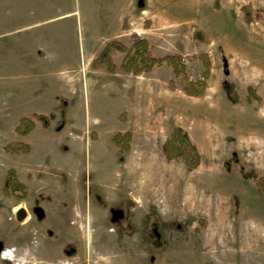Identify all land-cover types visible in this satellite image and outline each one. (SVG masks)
I'll return each instance as SVG.
<instances>
[{
	"label": "rangeland",
	"instance_id": "1",
	"mask_svg": "<svg viewBox=\"0 0 264 264\" xmlns=\"http://www.w3.org/2000/svg\"><path fill=\"white\" fill-rule=\"evenodd\" d=\"M129 1L0 0V47L2 44L10 47V56L6 57L12 64L18 40L39 34L44 38L48 32H55V28L68 26L64 41L68 40L72 53L80 56L83 62V55L97 40L105 44L115 40L129 47L137 36L148 41L156 57L166 54L180 56L191 80L201 78L205 69L201 56H207L210 70L202 98L192 99L185 95L182 91L184 81L173 77L169 69L162 66L152 78L156 86L153 91L155 119L133 123L138 130L136 151H141L146 140L151 142L152 148L153 143L158 144V138L155 137L157 140L153 142L154 138L149 137L151 134L146 129L151 133V130L160 128L161 120L164 127L177 123L176 127H180L196 147L199 164L202 163L201 171L195 175L180 174L177 183L169 182L165 187L162 183L151 182L153 176L147 172L150 180L146 184L150 182V186L145 190L123 181L115 190L113 199L119 197L122 200L119 218L126 222L124 227L127 230L131 229L130 234L119 227L117 229V225L114 222L112 225L108 219L102 226L92 216L91 224L97 230L84 221V235L78 245L73 236L69 235V239L60 237L46 227L58 225L55 221L58 214L53 212L58 205L53 202L45 204L42 208L47 212H37L32 221L38 223L49 238L35 235L29 228H19L18 222H10L6 217L0 227V243L3 248H15V258L10 264H22L18 245L28 244L38 257L53 261L55 253H59L66 242L77 244V254L81 252L80 255L88 261L98 251L95 264H150V255H154V264H264V195L254 182L243 180L237 168L227 173L221 167V162L235 152L246 167L264 175V0H134L137 9H131V20L126 18L131 24L127 20L120 32L108 37L117 27L118 16L129 11ZM65 13L69 15L60 17ZM34 23H38L34 30H19ZM195 34H201L202 39L195 38ZM122 57L120 53H111L116 66ZM1 59L0 56V65ZM99 68L88 72L98 80L96 83H105L106 88L118 83L119 74L112 75L103 67ZM143 79L138 76L139 84L145 82ZM223 80L235 85L242 100L240 104L232 105L225 99L221 90ZM249 86L261 97L260 103L245 102ZM108 90L112 94L113 90ZM139 100L146 101L145 93ZM109 102L106 98L97 107L95 97L91 95L86 101L87 116L91 119L97 117L99 127L110 124L104 119L103 107L110 109L109 118L119 111L116 107L119 103L115 106ZM83 116L84 109L78 102H73L69 110L71 121L74 124L82 122ZM126 118L124 111L117 116L120 122H125ZM210 119H216V122L206 124ZM90 125L86 136L91 141L99 139L95 126ZM99 132L103 137L104 133ZM144 135L148 137L145 142L142 140ZM75 152V155L69 153V158L51 157L49 166V173L59 170L67 174L69 165V210L65 213L69 219L75 199L88 208L89 200L101 194L105 183L102 175L107 167L106 164L101 168L93 149ZM46 175L45 185L53 186L52 178L48 173ZM16 190L26 197L24 188ZM50 191L46 189L40 194L50 196ZM35 195L37 191H31L30 197ZM233 196L240 201L236 218ZM32 202L30 199L29 203ZM151 206H154L160 222L165 224L161 228L164 245L160 249H152L143 235V225ZM111 216L113 220H119L117 216ZM56 233H60L59 230Z\"/></svg>",
	"mask_w": 264,
	"mask_h": 264
},
{
	"label": "crops",
	"instance_id": "2",
	"mask_svg": "<svg viewBox=\"0 0 264 264\" xmlns=\"http://www.w3.org/2000/svg\"><path fill=\"white\" fill-rule=\"evenodd\" d=\"M129 2V11L118 16L116 20L117 27L108 37L122 30L124 22L128 20L127 17L132 18L131 9L133 8L136 11L137 5L134 0ZM66 15H69V13L62 14L60 17ZM37 24L22 26L19 30L23 32L31 31L37 28ZM129 24H131L130 21ZM55 29V32H48L44 38L42 34H39L34 38L25 37L26 39L18 40L17 47L13 51L12 58L14 62L12 64L6 57V55L10 56V47L4 44L0 47L2 58L0 65V169H2L0 172V189L2 191L6 172L14 170L15 180L12 182L11 187L13 189L22 187L27 192L26 197L24 196L21 200L12 196H5L3 192L0 194V210L5 215H0V227L6 222L7 217L10 222H18L19 228H29L35 235L49 238L48 234L44 233L45 230L41 229L38 223L32 221L34 220L33 217L38 214L37 212L46 211L42 208L45 204H52L53 202L58 205L53 210L58 214L57 220H55L58 225L56 227H51V225L46 227L54 231L57 236L66 237L67 239H69V235L73 236L80 245L79 241L83 239L84 235V221L87 222L88 226L97 230L91 224L92 216H95L102 226L105 225L107 219L112 224L113 218L111 215L121 217L122 200L119 197L114 200L113 194L123 181H128L129 185L145 190L150 186V182L146 184V181L150 180L149 176L147 178V172H150L151 177L153 176L151 182L156 181L159 185L162 183V187H165L169 182L177 183L180 174L184 175L188 172L195 175L200 173L202 163L197 168L187 171L180 159L166 160L162 152V145L168 137L169 131L177 125L173 122L172 126L167 125V127H164L163 120H161V127L151 130V133L146 129L145 131L151 134L149 137L154 138L153 142L157 140L155 137L158 138V144L153 143V148L150 147L152 144L146 140L148 137L144 135L142 140L143 142L146 140V142L143 143L141 151L135 149L137 147L138 130L133 123L137 122L138 124L139 120L147 122L155 119L153 91L156 86L152 78L158 68L140 75L124 74L118 71L119 73L112 74L120 75L117 78L118 83L106 88L105 83H96L98 80L94 79V75L88 74L90 70L95 72L100 69H91L90 64L104 47L105 42L97 40L98 42L93 43L88 52L83 55L82 62L80 56L77 57V54L72 53L68 40L64 41L68 26ZM138 76H143L145 82L139 84ZM107 89H112V94L109 93V90L107 92ZM143 93L146 97L144 102L139 100ZM90 95L95 97L97 107L106 98H109V104L116 106L115 103H119L116 106L119 111L110 118L108 116V110L110 109L106 110L103 107L104 119H107L110 124L107 123L99 127L97 117L91 119L87 116L86 101L88 102ZM59 98L67 102V106L63 109H59ZM191 98L199 99L202 97ZM73 102L75 104L78 102L84 109L83 121L75 124L69 118V110ZM121 111L126 113L127 120L125 122L117 120V116ZM34 114L46 116L50 121V127L44 128L37 122L35 129L28 135H17L15 128L19 120L24 117H31ZM62 118L65 119V127L61 132L55 133L54 127ZM215 122L216 119L215 121L210 119V121H206V124ZM89 125L91 127L95 126L99 139H92L91 141L86 136V129ZM148 127L147 125L146 128ZM99 131L104 133L103 137H101ZM118 131L132 133L130 150L127 153L121 154L111 144L112 136ZM152 133L155 135L153 136ZM11 142L29 145L31 151L23 155L11 154L6 150V146ZM87 148L94 150V156H96L101 168L102 165L106 167L107 164L102 175L105 178L104 187L100 192L101 194L98 193L95 195V199L89 200L88 208L79 199H75L72 215L69 219V217H65L66 211L69 210V196H67L69 191V165L67 174H63L59 170L49 173L51 171L49 169L50 158L58 155L69 158V153L75 155L76 150L81 152ZM150 148L152 149L149 151ZM46 173L53 180L54 185L51 187L46 186L43 181L47 177ZM145 173L146 175H144ZM73 178H76V176ZM163 179H166V182ZM46 189L51 190L50 196L42 197L40 192ZM33 190L37 191V195L31 198L30 193ZM58 193H60V196H57ZM101 195H103V198ZM28 199H33V202L29 203ZM129 202L134 203L132 200H129ZM177 204L179 206V203ZM20 211H23L22 218L17 215ZM48 222H51L50 218ZM57 230L60 233L57 234ZM66 243H64L63 248L69 245L68 242ZM75 245L78 247L77 244ZM18 248L20 249L19 258L22 264H88L90 262L95 264L98 261L97 254H99L97 251L92 260L88 261L84 259L83 255H80L81 252L77 254V248L76 255L73 257L64 255L62 248L59 253H55L56 258L52 261L38 257L36 252L28 247V244L18 245ZM14 249V247L3 248L0 243V264L5 261L6 264H10L15 258ZM101 251L104 252L102 249ZM5 252H11L12 257L4 256ZM58 256L60 257L58 258Z\"/></svg>",
	"mask_w": 264,
	"mask_h": 264
},
{
	"label": "trees",
	"instance_id": "3",
	"mask_svg": "<svg viewBox=\"0 0 264 264\" xmlns=\"http://www.w3.org/2000/svg\"><path fill=\"white\" fill-rule=\"evenodd\" d=\"M199 35L201 34H195V38L200 37V39H202ZM112 52L123 55L119 66H116L112 61ZM201 58L205 62V69L202 76L200 79L191 80L186 74V69L180 56L166 54L162 57H156L152 54L148 41L136 36L133 38L129 47L115 40L107 42L99 54L92 60L90 68L96 69L103 67L105 71L110 74L121 71L124 74L140 75L142 73H149L155 68L166 66L173 77L180 78L184 81L182 88L183 93L187 96L197 98L201 97L205 92L207 87L206 81L209 77L210 70V62L207 56L202 55ZM170 84L172 85L173 82L170 81ZM221 90L225 99L230 104L237 105L242 102L232 82L223 80L221 82ZM59 101V109H63L67 106V102L64 99L59 98ZM245 102L247 104L261 102V97L251 86L246 88ZM37 122L44 128L50 127V121L46 116L34 114L31 117H24L19 120L15 128L16 134L19 136L28 135L35 129ZM65 123L64 118L60 119L54 127V132H61L65 127ZM131 141L132 133L129 131L117 132L111 138V144L115 146L121 154L127 153L130 150ZM6 150L11 154L23 155L29 153L31 148L29 145L23 143L11 142L6 146ZM162 152L167 161L180 159L187 171L195 169L200 162V156L196 147L191 143L187 134L180 127L175 126L172 128L169 136L162 145ZM221 167L227 173L237 168L241 178L245 181L254 182L261 194L264 195V175H260L256 170L246 167L235 152H233L229 158L221 162ZM14 180V170H8L6 172L2 192L5 196H12L21 200L24 195L18 194L17 190L11 187ZM233 204L234 216L236 218L240 210V201L237 196H233ZM112 222L125 233L130 234L132 232L130 228L127 230V228L124 227L126 222L121 218L118 221L112 220ZM163 226H165V224L160 222L154 207H150V214L146 217L143 225V235L152 249H160L164 245V241L161 237V228ZM63 253L66 256L73 257L76 254V245L71 244L65 246L63 248ZM154 261V255H150L148 262L154 264Z\"/></svg>",
	"mask_w": 264,
	"mask_h": 264
},
{
	"label": "water",
	"instance_id": "4",
	"mask_svg": "<svg viewBox=\"0 0 264 264\" xmlns=\"http://www.w3.org/2000/svg\"><path fill=\"white\" fill-rule=\"evenodd\" d=\"M17 215H18L19 218H22L23 217V211L18 212Z\"/></svg>",
	"mask_w": 264,
	"mask_h": 264
},
{
	"label": "bare ground",
	"instance_id": "5",
	"mask_svg": "<svg viewBox=\"0 0 264 264\" xmlns=\"http://www.w3.org/2000/svg\"><path fill=\"white\" fill-rule=\"evenodd\" d=\"M4 256H11L12 257V254H11V252H9V253L8 252L7 253L5 252Z\"/></svg>",
	"mask_w": 264,
	"mask_h": 264
}]
</instances>
